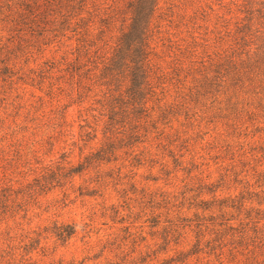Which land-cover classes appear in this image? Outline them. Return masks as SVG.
Instances as JSON below:
<instances>
[{
  "label": "trees",
  "instance_id": "obj_1",
  "mask_svg": "<svg viewBox=\"0 0 264 264\" xmlns=\"http://www.w3.org/2000/svg\"><path fill=\"white\" fill-rule=\"evenodd\" d=\"M162 1L0 0V264H64L54 254L77 224L33 226L55 206L43 198H103L102 214L121 216L109 186L126 194L118 186L153 167L154 150L177 162L189 129L174 123L204 117L248 143L224 139L217 181L145 193L137 213L126 196L133 252L145 215L156 246L116 264H264V0H199L192 15Z\"/></svg>",
  "mask_w": 264,
  "mask_h": 264
},
{
  "label": "rangeland",
  "instance_id": "obj_2",
  "mask_svg": "<svg viewBox=\"0 0 264 264\" xmlns=\"http://www.w3.org/2000/svg\"><path fill=\"white\" fill-rule=\"evenodd\" d=\"M164 1L162 4L165 5ZM178 5V8H182V3L187 1L189 5L187 6V13L190 15L193 14L196 4L199 0H171ZM186 8V7H185ZM177 10V13L180 10ZM177 16V15H176ZM33 88L30 85H27L28 94L27 97H30V91ZM254 121L247 122L243 126L249 125L248 132L254 129ZM198 123V121L196 122ZM201 125L198 127L195 124L191 129L185 124L184 127L180 126L179 123H174V128H179L185 130L188 133L185 134L181 139H179L173 147L176 148L178 156L184 154L183 157H180L176 162L172 156H169V148L154 150L155 159L157 162L153 164V167L149 166L148 163L133 167L135 172L134 179L126 178L123 180L124 184L118 186V189L121 190L125 188L126 194L118 193L114 190L113 186H109L106 191L107 196V205L118 206L121 211V216L124 215L125 218H128V209L125 207L126 196L133 199L129 200L132 202V205H135V213L139 211L140 198L146 196L144 200L149 199L150 196L155 195V198L158 199L163 197V194L167 195H179L186 187L192 188L196 187L199 184L196 183L191 177H200L205 181H217L220 177V172L218 169L219 164H221L220 159H217V156H224V139L227 138V141H233V143H248L247 138L243 137V134L238 137L229 135L226 132V127L219 122L208 123L206 118L200 121ZM174 130V129H173ZM199 130V132H198ZM172 132V129H171ZM227 136V137H226ZM226 141V142H227ZM188 142V145H186ZM242 143V144H243ZM186 146H189V151H186ZM242 151V150H241ZM88 152L87 150L85 153ZM193 157V158H192ZM230 156L225 157V163L230 162ZM81 158V151L76 147L74 153L75 161H78ZM240 157H237L239 160ZM224 160V159H221ZM182 162V164H181ZM220 162V163H217ZM125 163L129 164L127 161ZM164 164L166 165L164 169ZM194 166H198V169H195ZM186 167V168H184ZM132 167H126L124 173ZM188 170H192L190 174ZM208 177L207 175L210 176ZM80 180V179H78ZM135 182V189L132 188L129 183ZM188 185V186H187ZM192 194V193H190ZM109 195V197H108ZM63 198V193L59 190L50 194L47 197H44L43 200L49 199L54 201L55 206L50 209L49 212H42L43 214L40 217L34 219L32 225L43 227L45 225H51L55 219L60 222H69L77 224V234L74 236L70 242L65 246H60L55 252L54 256L56 259H63L64 264H116L126 262V260L131 261L136 259L141 255H144L147 250L155 248L156 238L153 239L152 233L155 232L158 228L152 227L151 222L146 221L147 216H143L136 223V229H131L133 232H141V235L146 236V240L136 248V251L133 252L134 246L132 244L131 237H128V233L124 231L125 227L129 224L128 222H119L121 216L114 217L113 212L109 210L107 215L102 214V206L100 203L103 202V198H85L77 199L74 203H69L67 206L61 202ZM71 199H75V195H71ZM56 200L60 202L56 203ZM94 206V208H93ZM96 211L97 216L93 224L92 231L87 234L86 223H90V216L92 212ZM114 218V219H112ZM131 217L129 220L132 221ZM142 228V229H141ZM142 230V231H141ZM52 242V241H51ZM50 242V243H51ZM160 242V240L158 241ZM147 244H152L150 248H147ZM52 246V244H51Z\"/></svg>",
  "mask_w": 264,
  "mask_h": 264
}]
</instances>
